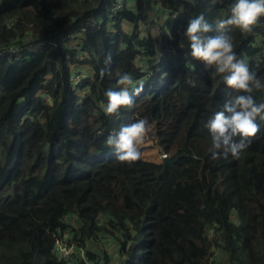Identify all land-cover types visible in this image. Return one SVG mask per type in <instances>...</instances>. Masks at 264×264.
Returning a JSON list of instances; mask_svg holds the SVG:
<instances>
[{"label":"trees","instance_id":"1","mask_svg":"<svg viewBox=\"0 0 264 264\" xmlns=\"http://www.w3.org/2000/svg\"><path fill=\"white\" fill-rule=\"evenodd\" d=\"M233 2L0 0V264H72L54 250L65 230L93 264H264V119L239 159H212L205 124L248 93L193 59L184 36L200 14L217 35ZM227 34L264 84V17ZM125 73L143 91L106 115ZM250 95L264 103V88ZM142 118L172 164L120 161L105 143ZM101 235L117 263L86 247Z\"/></svg>","mask_w":264,"mask_h":264},{"label":"clouds","instance_id":"2","mask_svg":"<svg viewBox=\"0 0 264 264\" xmlns=\"http://www.w3.org/2000/svg\"><path fill=\"white\" fill-rule=\"evenodd\" d=\"M261 17H264V0H234L230 14L214 21L217 35H206L212 31V25L206 22L203 14L191 19L184 33L193 59L212 66L215 74L221 75L229 88L248 93L226 100L222 109L215 112L205 124L212 137V159L229 153L239 159L241 153L249 147L251 138L260 131L257 118L264 119V103L257 104L250 93L254 89L264 88V84L250 71L244 60L237 59L232 38L227 32L232 27L242 32H251ZM183 46L181 43L180 47ZM117 88L119 90L109 89L105 92L107 103L100 102L99 106L106 115L115 114L121 106L131 107L133 100L129 89L134 88L139 94L143 91L144 82L135 81L130 74L125 73L118 79ZM47 102L52 105L51 97ZM149 129L147 119H138L122 126L118 132L109 134L105 143L114 149L118 160L134 162L142 156L140 148ZM237 137L238 140L235 139Z\"/></svg>","mask_w":264,"mask_h":264},{"label":"built area","instance_id":"3","mask_svg":"<svg viewBox=\"0 0 264 264\" xmlns=\"http://www.w3.org/2000/svg\"><path fill=\"white\" fill-rule=\"evenodd\" d=\"M122 3H117V6H121ZM8 51L14 52V47L9 46L7 48ZM142 65L148 66L150 64L148 56H142ZM144 71V69H141ZM76 83L79 78L73 79ZM156 139V137H155ZM157 142V141H156ZM158 144V143H157ZM158 155L160 156L159 159L164 160L168 158V154L159 146ZM68 232L65 230L60 236L56 237L54 240V250L56 251L59 258H63L65 260L71 259L72 264H77L79 261H84L85 264H93L88 258L85 256L82 247H80L76 242H69L68 240ZM113 239L109 235H103L99 238V245H103L105 243L110 244V240ZM107 253H110L107 251Z\"/></svg>","mask_w":264,"mask_h":264},{"label":"rangeland","instance_id":"4","mask_svg":"<svg viewBox=\"0 0 264 264\" xmlns=\"http://www.w3.org/2000/svg\"><path fill=\"white\" fill-rule=\"evenodd\" d=\"M157 14H159L163 18L162 13L158 12ZM73 68H74V70H72L73 79L80 78L81 77L80 73L76 72L75 67H73ZM141 147H142V149H141L142 156L141 157L144 160L160 162V163L163 161V160L159 159L160 158V156L158 155L159 145L157 144L156 139L151 132V125H150V129H149L148 133L145 136L144 144ZM168 159H170L169 155H168ZM101 236H103V235H101ZM115 245L116 244H115L114 240L111 239L110 244L105 243L103 245H99L96 241H94L93 243H88L86 245V247L90 248L91 250L92 249H100L101 251H104L105 254H107L109 256H111V255L114 256V255H116L115 254V251H116ZM107 251H109L110 253H107ZM112 256H111V259H113ZM115 263H117V259L115 260ZM212 263L213 262H211L210 264H212ZM215 264H217L216 258H215Z\"/></svg>","mask_w":264,"mask_h":264},{"label":"water","instance_id":"5","mask_svg":"<svg viewBox=\"0 0 264 264\" xmlns=\"http://www.w3.org/2000/svg\"><path fill=\"white\" fill-rule=\"evenodd\" d=\"M177 156L174 157L173 159H164L161 164L163 167H165L167 164H172L176 160Z\"/></svg>","mask_w":264,"mask_h":264},{"label":"crops","instance_id":"6","mask_svg":"<svg viewBox=\"0 0 264 264\" xmlns=\"http://www.w3.org/2000/svg\"><path fill=\"white\" fill-rule=\"evenodd\" d=\"M111 256H112V255H111ZM112 258H113L114 260H116V259H117V255L112 256Z\"/></svg>","mask_w":264,"mask_h":264}]
</instances>
